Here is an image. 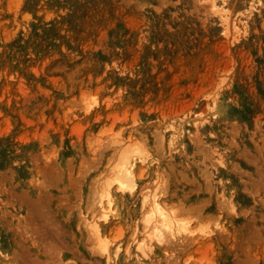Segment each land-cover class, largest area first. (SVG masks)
Here are the masks:
<instances>
[{
    "label": "rangeland",
    "instance_id": "obj_1",
    "mask_svg": "<svg viewBox=\"0 0 264 264\" xmlns=\"http://www.w3.org/2000/svg\"><path fill=\"white\" fill-rule=\"evenodd\" d=\"M123 143L141 177L112 185L106 259L88 223ZM153 184L190 230L144 258ZM0 256L264 264V0H0Z\"/></svg>",
    "mask_w": 264,
    "mask_h": 264
},
{
    "label": "bare ground",
    "instance_id": "obj_2",
    "mask_svg": "<svg viewBox=\"0 0 264 264\" xmlns=\"http://www.w3.org/2000/svg\"><path fill=\"white\" fill-rule=\"evenodd\" d=\"M211 5H213L212 3H210ZM197 121V120H196ZM195 121V122H196ZM193 123V122H192ZM200 123V122H199ZM191 124V123H190ZM197 123H195V126H196ZM201 124V123H200ZM185 126V125H184ZM187 126V125H186ZM173 128V126H172ZM170 128V129H172ZM178 128V127H177ZM181 128V126H180ZM179 128V129H180ZM184 129V128H183ZM192 129V128H191ZM141 130V129H140ZM178 130V129H177ZM176 131V130H175ZM187 132V130H186ZM119 133L116 135L118 136ZM169 135V134H168ZM172 135V134H171ZM114 136V135H112ZM116 136H114L116 138ZM176 136V135H175ZM187 136V135H186ZM121 137V136H120ZM180 137V136H179ZM111 138V137H110ZM100 139V138H99ZM112 139V138H111ZM187 139V138H186ZM114 140V138L112 139ZM111 140V141H112ZM121 140V139H120ZM124 140V139H123ZM169 140V139H168ZM171 140V139H170ZM100 141V140H99ZM98 141V142H99ZM119 140H117L118 142ZM122 141V140H121ZM127 138H126V140ZM175 141V140H174ZM100 143V142H99ZM122 143V142H121ZM131 143V142H130ZM110 144V142H109ZM126 145L128 149H123L124 147H122L123 150H120V151H123L122 154L118 153V155H116V159L118 160V163H117V168H116V161H114L115 165H112L111 168H116V172H112L113 174H111L112 176H114L113 178H111L110 176L107 177V174L104 176L105 177V184L102 186V188H100L98 190V188H96L98 191L96 192L97 194V197H96V200H95V215L93 213V217H90V223H88V225L90 226L89 229L91 228V233H93V235L95 236L96 238V241H97V245L100 249L101 252L105 253L106 254V259L108 258L107 257V252H108V239L102 237L101 235V229L99 228V221L98 219H102L103 220H106L108 219V217L113 214V215H117L119 213V204L117 202V199L116 197L114 196V194L112 193V185L113 183H115L117 185V187L119 189H121V191L123 190H127V192L129 190H132L135 188V186L137 185V178H136V175L135 174V158H134V155H136V150H130L131 147H128V145L126 143H123V145ZM117 145V143H116ZM131 145V144H130ZM169 145V144H168ZM138 150L140 149V146L138 144ZM172 147V146H171ZM170 147V148H171ZM185 147V146H184ZM119 149V147H117ZM212 148V147H211ZM117 149V150H118ZM146 149V148H145ZM213 149V148H212ZM148 150V149H147ZM179 150V149H178ZM141 151H145L144 154H146V150H141ZM175 151V150H174ZM177 151V150H176ZM140 152V151H139ZM148 152V151H147ZM120 154V157H118ZM139 155L142 154L141 153H138ZM221 154V152H220ZM137 156L138 158L141 157V156ZM147 155V154H146ZM145 156V155H144ZM220 156V155H219ZM146 158V157H145ZM148 158V157H147ZM115 159V160H116ZM154 159V158H153ZM159 159V158H158ZM141 160V159H140ZM142 161V160H141ZM155 161V160H154ZM138 162V161H137ZM145 162V161H144ZM113 163V164H114ZM150 163V162H149ZM114 166V167H113ZM151 166V165H150ZM147 167V166H146ZM151 168V167H150ZM139 169V166L138 168ZM113 170V169H112ZM141 170V168H140ZM140 170L137 172L139 173L138 175H140L139 177H141V173H140ZM142 170H143V167H142ZM142 172V171H141ZM109 175V174H108ZM137 175V176H138ZM159 176V175H158ZM159 178V177H158ZM152 179V177H151ZM160 179V178H159ZM155 180L156 177H155ZM102 181V180H101ZM151 181V180H150ZM153 181V180H152ZM159 180H157V183H158ZM146 182V181H144ZM148 182V181H147ZM146 182V183H147ZM154 183V181L152 182ZM155 184L158 186V184ZM163 183V182H162ZM143 185V184H142ZM159 186H162V185H159ZM158 186V187H159ZM141 187V185H140ZM146 187V186H145ZM171 187V186H170ZM154 188V184H153V187ZM151 188V189H152ZM161 188V187H160ZM149 188H147L148 190ZM115 190V189H114ZM113 190V191H114ZM117 190V189H116ZM150 190V189H149ZM153 190V189H152ZM157 187L154 188V190L150 193H147V192H143V199L141 198L140 201L142 200V203H143V209H144V214H142L141 216H143V218L141 216V218L139 219H143V222H144V225L142 224L141 220H139L141 222V231L139 232V234H135L134 236V242H135V246H134V249L136 250H139L140 254L142 252V256H144L143 254L145 253V249H147V252L150 251V249L153 247L152 244L153 243H159L158 245L160 246V244H164L166 239H177V238H180V237H177V235H179L181 232L183 233V231H187L189 232L190 229H187V225H185V221L184 223L180 220V218L177 217V215H175L176 213H174V211L176 210H171L169 208V205L172 204V203H169L166 204L160 197V189L157 193ZM162 190V189H161ZM130 192V191H129ZM140 192V191H139ZM142 192V190H141ZM118 193V192H117ZM121 193V192H120ZM166 193V192H165ZM140 195V194H139ZM94 197V198H95ZM120 197V196H119ZM123 197V196H122ZM121 198V197H120ZM122 199V198H121ZM94 200V199H93ZM141 203V202H140ZM93 205V207H94ZM174 205V204H173ZM173 207V206H171ZM138 209H142V208H138ZM140 211V210H139ZM94 212V211H93ZM91 213V212H90ZM87 214H85L86 216ZM140 215V213H139ZM92 216V215H91ZM137 219V218H135ZM84 221H86L84 219ZM88 221V220H87ZM101 221V220H100ZM86 223V222H84ZM85 225V224H84ZM109 225V224H108ZM135 225V223H134ZM143 225V226H142ZM87 226V225H86ZM137 227V226H136ZM108 228V227H107ZM118 228V227H117ZM88 229V228H87ZM105 231V230H104ZM134 231H136V228L134 227ZM185 231V232H186ZM108 232V231H107ZM110 232V231H109ZM186 232V233H187ZM193 232V231H192ZM206 232V231H205ZM212 232V231H211ZM135 233V232H134ZM133 233V234H134ZM191 233V232H190ZM209 233V232H208ZM105 234V233H104ZM185 234V233H184ZM181 235V234H180ZM204 235V234H203ZM182 236V235H181ZM133 237V236H132ZM177 237V238H176ZM187 237V235H186ZM92 239V235L90 237ZM94 238V237H93ZM114 239V238H113ZM182 239V238H181ZM187 239V238H186ZM93 240V239H92ZM179 240V239H178ZM177 240V242H178ZM183 240V239H182ZM95 241V239H94ZM174 241V240H173ZM184 241V240H183ZM177 242H175L177 244ZM167 243V242H166ZM171 243V241L169 242L168 241V244ZM187 243V242H186ZM111 244V243H110ZM118 244V243H117ZM132 244V243H131ZM166 244L168 247L169 245L171 244ZM93 245V244H91ZM117 246V245H116ZM115 246V247H116ZM149 246H152L150 249H149ZM114 247V248H115ZM128 247V246H127ZM126 247V248H127ZM163 247H165V244L163 245ZM96 248V247H95ZM113 248V249H114ZM120 249H121V246H120ZM119 249V250H120ZM125 250V248H123ZM128 249V248H127ZM97 250V248L95 249ZM112 250V249H111ZM149 250V251H148ZM127 251V250H126ZM124 251V253L127 254V252ZM164 251V250H162ZM98 252V251H97ZM110 252V251H109ZM151 252V251H150ZM102 253V254H103ZM113 253V252H112ZM116 253V251L114 252V254ZM5 254V253H4ZM113 254V255H114ZM150 254V253H149ZM116 255V254H115ZM131 255V254H130ZM129 255V256H130ZM138 255V254H137ZM136 256V255H135ZM133 256V258L135 257ZM1 257V256H0ZM5 257V255H4ZM146 257V254L144 256V258ZM100 258V256H99ZM111 258V257H110ZM114 258H116L114 256ZM113 258V259H114ZM136 258V257H135ZM136 260V259H135ZM103 262V261H102ZM108 262V261H107ZM140 262V261H138ZM1 263V262H0ZM115 263V262H114ZM107 264V263H105ZM141 264V263H140Z\"/></svg>",
    "mask_w": 264,
    "mask_h": 264
}]
</instances>
